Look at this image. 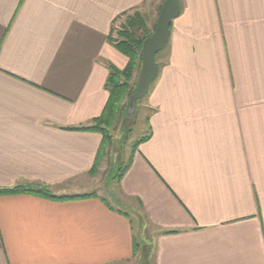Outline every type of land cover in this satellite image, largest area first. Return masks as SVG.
Wrapping results in <instances>:
<instances>
[{"label":"crops","instance_id":"crops-1","mask_svg":"<svg viewBox=\"0 0 264 264\" xmlns=\"http://www.w3.org/2000/svg\"><path fill=\"white\" fill-rule=\"evenodd\" d=\"M147 1L0 0V190L82 196L0 194V264H264V0H180L112 203L67 190L127 63L113 24Z\"/></svg>","mask_w":264,"mask_h":264},{"label":"trees","instance_id":"trees-1","mask_svg":"<svg viewBox=\"0 0 264 264\" xmlns=\"http://www.w3.org/2000/svg\"><path fill=\"white\" fill-rule=\"evenodd\" d=\"M163 0H160L157 6L156 12L158 13L159 8ZM126 23L124 28L118 31V39L112 38V32L110 35V42L113 47L127 58V63L123 69H118L112 64H107L108 76L105 81L104 88L108 92V99L103 108L101 115L94 119L89 125L82 126L76 130L98 132L102 136L101 144L97 151L95 161L88 174H95L100 159L103 154V148L109 141V136L106 132V127H110L116 117L121 116L123 111L127 108L129 96L135 91L137 82L134 86H130L129 83L132 80L133 73L136 69H140V48L142 41L153 31L156 20L154 21L151 28H148L146 20L141 13H134L132 16H126ZM155 63V61H154ZM156 65V63H155ZM155 79L150 85L147 95L151 92ZM145 95L144 97H146ZM142 99V98H141ZM135 102V110H137L138 103L140 100ZM125 101V104L123 102ZM122 103V104H121ZM148 135L140 137L132 143L133 148L137 147L138 144L148 139ZM122 171V170H121ZM121 172L117 175L119 177ZM20 193H32L39 197L63 201L81 198L82 196H55L47 187L43 185H19L10 189H1L0 194H20ZM89 196V195H88Z\"/></svg>","mask_w":264,"mask_h":264},{"label":"rangeland","instance_id":"rangeland-1","mask_svg":"<svg viewBox=\"0 0 264 264\" xmlns=\"http://www.w3.org/2000/svg\"><path fill=\"white\" fill-rule=\"evenodd\" d=\"M160 3V0H148L147 3L141 7L140 13L144 16L148 28H151L157 17L156 7ZM130 14L128 16H132ZM127 19L126 17L116 20L113 24L112 38L118 39V31L124 28ZM157 54L156 58H158ZM157 60V62H161ZM140 69H136L133 73V77L130 86L138 81ZM146 97H143L138 103L137 109L134 113L132 119H125L126 109L123 111L121 116L116 117L112 122L110 127H106L107 135L109 136V141L103 148V154L96 169L95 174H87L91 180H89L86 186L80 191H73V189H67L71 194L73 193H97L108 199L107 201L112 203V195L110 188H114L118 182L117 175L125 166L126 159L129 157V152L132 149V143L137 140V138L144 135L145 119L142 117L143 114L147 115V111L143 110L142 101ZM122 104V103H121ZM125 104V101L123 102ZM71 185V184H70ZM108 187V188H106ZM65 191V192H68ZM70 196V195H68ZM140 248V249H139ZM138 256L132 261V264H144L147 258V250L142 253L141 246L138 247Z\"/></svg>","mask_w":264,"mask_h":264},{"label":"water","instance_id":"water-1","mask_svg":"<svg viewBox=\"0 0 264 264\" xmlns=\"http://www.w3.org/2000/svg\"><path fill=\"white\" fill-rule=\"evenodd\" d=\"M180 0H163L156 17L153 31L142 41L140 48L141 66L135 91L129 96L125 119H132L135 102L147 95L156 77L155 56L167 46L170 25L179 15Z\"/></svg>","mask_w":264,"mask_h":264}]
</instances>
